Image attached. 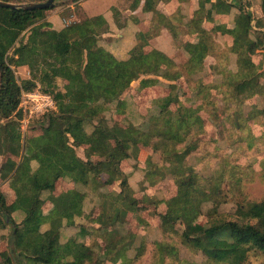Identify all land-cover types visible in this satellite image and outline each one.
<instances>
[{
    "label": "trees",
    "instance_id": "1",
    "mask_svg": "<svg viewBox=\"0 0 264 264\" xmlns=\"http://www.w3.org/2000/svg\"><path fill=\"white\" fill-rule=\"evenodd\" d=\"M157 1L145 0L143 11L155 13L153 5ZM259 1L264 14V0ZM38 2L31 0V3ZM204 3H210V0H204ZM203 5V2L199 4L198 11L203 10ZM232 8L224 0H216L206 10V19L213 12L226 13ZM47 10L0 8V155L11 154L17 159L15 165L5 162L0 167L3 179L12 178L17 183L16 199L12 204L6 205L0 194V209L10 217L9 225L0 220V228L12 225L10 229L18 264H103L104 258L83 241L76 238L61 241L63 228L75 226V218L84 215L85 194L76 189L58 196L52 193L57 181L62 179L84 186L101 174L108 175V183L120 179L117 161L136 158L141 146L160 153L176 183L177 193L167 201L166 213L161 217L163 232L177 235L181 245L203 256L205 264H247L251 251L264 256V201L238 204L233 213L221 212L218 210L220 201L209 196L207 189L199 184L196 172L184 164V158L196 148L190 136L202 124L195 110L181 107L173 112L170 106L176 102L177 96L170 94L157 102L156 114L149 118L152 124L145 131L132 126L109 127L101 116L107 105L125 108L126 103L120 97L132 82L142 76H160L161 68L171 66L173 62L157 50L144 53L143 46L138 44L124 58L115 57L102 44L105 41L100 42L91 29L103 24L101 17L59 31L37 29L35 24L44 20ZM238 11L236 29L217 30L233 36L232 50L239 55V66L250 70L237 84L241 92H247L252 84H258L257 79L255 82L251 80L255 68L251 56L262 41L250 39V15H246L242 7ZM41 26L51 27L48 23ZM25 32L29 34L24 40L22 35ZM196 32L201 36L199 41L185 44L191 67H201L210 51L207 31L198 28ZM141 35L144 34H139L137 40L144 39ZM86 43H89L88 47ZM12 67H27L31 79L19 82ZM41 67L39 81L45 86L42 92L53 94L56 111L43 116V132L28 139L30 150L23 153L18 106L21 93L36 88L37 77L33 71ZM163 77L175 80L179 75L165 74ZM56 78L67 82L65 92H54ZM155 82L152 78H144L140 85L147 87ZM84 145L88 146L86 160L77 156L75 151V147ZM91 154L112 155L113 159L93 163L89 160ZM121 187L119 193L104 196L107 200L95 220L98 230L104 234L108 233L109 226L123 221L128 212L138 210V203L126 180H122ZM43 193H49L48 200L53 205L48 217L43 216ZM210 202L212 207L206 223H194L192 219L201 212L202 205ZM17 212L22 214L19 222L14 221L13 214ZM177 223L183 226L180 232L175 228ZM44 225L48 227L42 230ZM80 235L84 237L83 233ZM122 241L109 242L111 251L122 255L119 253ZM155 251L157 264L179 259L177 248L170 243L157 242ZM144 252V246H139L134 260ZM4 254L6 257L1 264H13L9 254Z\"/></svg>",
    "mask_w": 264,
    "mask_h": 264
},
{
    "label": "rangeland",
    "instance_id": "2",
    "mask_svg": "<svg viewBox=\"0 0 264 264\" xmlns=\"http://www.w3.org/2000/svg\"><path fill=\"white\" fill-rule=\"evenodd\" d=\"M9 1L20 5L31 3V0ZM21 1L23 3H20ZM38 1L45 2L46 0ZM68 1L55 0L53 7L47 10V14L58 11L66 17L72 14L77 18L80 17L77 8L71 11L70 7H67L70 3ZM224 1L233 8L226 13L213 12L208 20L206 19V10L210 8V3H214L211 0L210 3L199 0V4L201 2L204 4L203 10L198 11L199 5H197L191 19L183 14V11H188L187 14H189V10H184L181 6L166 18L155 11L152 21L157 25L167 27L172 35L170 37H173L171 54L163 53L158 46L155 49L152 47L153 44L150 40L156 36L154 27H151L146 34L141 35L144 36V39H139L137 44L143 46L144 53L153 50L161 52L169 61L173 62V65L163 66L160 76H142L132 82L120 97L126 103L125 108L119 109L115 105H107L101 116L109 127L114 125L123 128L132 126L139 131H145L152 124L149 118L156 114L157 102L170 94L177 96L176 102L170 106V110L175 112L181 107L195 110L202 121L201 128L195 129L190 136L191 143L195 142L196 148L184 158V164L196 172L199 184L207 189L209 196H215L220 201L218 210L224 213H233L238 204L247 205L264 201V14L261 11L259 0H241L250 10H244L246 15H250V39L262 41L256 53L251 56V61L255 66L252 70L251 80L255 82L257 79L258 84L255 86L252 84L253 87L250 90L241 92L237 84L245 79L243 74L250 70L241 69L239 66V55L232 50L233 36L221 32L223 28L236 29V19L239 15L237 5L239 3L238 0H235L237 5L233 6L228 3V0ZM218 16H226L227 22L221 23ZM71 19L75 21L73 17ZM79 19L83 20L82 17ZM91 20L93 22L96 19L92 18ZM41 24H47L45 18L38 21L35 27L40 30H49L50 27L41 26ZM198 28L204 29L209 34L207 42L210 45V51L201 67H191L188 63L189 56L185 51V44H195L199 41L201 36L196 32ZM217 28L221 29L217 30ZM91 29L98 36V40L102 42L101 35L105 28L102 25L97 27L95 25ZM28 34V32L23 33L24 40ZM164 45L166 46L165 43ZM86 46L88 47L89 43H86ZM42 68L33 71L37 77L34 91L42 92V89L45 88L39 81ZM12 69L19 82L32 77L27 67L26 69L12 67ZM165 74L169 76L178 74L179 77L169 80L163 77ZM144 78H152L156 82L150 86L141 87L140 81ZM53 85L54 92L66 91L67 82L60 78L54 79ZM50 95L53 97L52 93ZM89 102L92 103V100L89 99ZM19 113L21 114V112ZM20 119H22V114ZM42 124H44L43 115H33L28 121L25 132L20 130L19 123L18 129L21 133L23 153H28L30 150L28 139L43 132ZM87 131L90 132L89 127ZM72 142L70 139L71 145ZM87 148V145L75 147L77 156L86 160ZM2 159L0 157V166ZM12 159L17 161L15 157ZM109 159H113L112 155L103 157L91 154L89 157L93 163ZM117 164L120 179L109 183L107 174H101L87 186L77 185L70 179L57 181L53 196L74 189L85 194L84 215L75 218V226L63 228L62 243L67 238L83 241L96 249L98 256L104 258L103 264H157L158 257L157 259L154 257L155 244L167 242L177 248L179 259H168L166 264H205L203 256L181 245L177 235L170 231L163 232L161 217L166 213L167 201L175 197L177 187L173 176L167 171L169 165L163 161L160 153H153L150 147L141 146L136 158L119 160ZM122 180L127 181L132 191V197L138 203V210L128 212L123 221L109 226L108 233L104 234L98 230L99 225L95 220L101 213L103 203L107 200L104 196L119 193L122 189ZM2 186L3 194H0L4 198L5 204H12L16 199L17 183L14 187L12 181H5L0 177V188ZM48 196L49 193L42 195L45 200L42 207L44 217H48L53 210ZM211 203L202 205L201 212L192 219L194 223H206L209 208L212 207ZM13 216L15 222L22 219V214L19 212ZM0 220L9 225L5 222L4 215H0ZM10 227L0 228V250L2 251L0 260L2 261L6 257L4 253H8V245L13 235L12 227L11 229ZM47 227L48 225L42 226V230ZM175 228L180 232L183 226L177 223ZM81 233L84 234V237L80 235ZM117 240H123L119 244V253L122 255L111 251L109 246V242ZM141 245L144 246L145 252L134 260L137 248ZM247 264H264V256L251 251Z\"/></svg>",
    "mask_w": 264,
    "mask_h": 264
},
{
    "label": "crops",
    "instance_id": "3",
    "mask_svg": "<svg viewBox=\"0 0 264 264\" xmlns=\"http://www.w3.org/2000/svg\"><path fill=\"white\" fill-rule=\"evenodd\" d=\"M214 1L215 0H211V2ZM68 2L70 3L67 7H70L71 11L77 8L83 20L79 19L80 17L77 18L74 14L66 17L58 11H54L51 14H47L48 11H46L44 13L45 21L51 26V29L59 31L85 20L101 17L103 19L102 26L105 28L101 35L102 39L105 41L104 43L102 42V44L115 57L124 58L126 56L125 54L137 44V36L139 34H146L151 27L155 28L156 35L150 40L153 44L152 47L155 49L158 46L163 53L169 55L171 54L170 50H173L174 41L173 37H170L171 33L169 29L163 25H157V23L155 24V22L152 21L153 12L143 11L145 0H69ZM239 2L240 0H238V3ZM197 5H199V0H187L186 2H181L180 0H158L153 6L154 10L162 14L165 18L170 16L181 6L184 10H189V14H187L188 11H183V14L191 19ZM72 17L75 21L71 19ZM219 18L221 23L227 22L226 16H218V19ZM21 68L26 69V67ZM0 157L3 158L1 166L5 162H10L14 165L17 163V161L15 162L14 159H12L13 156L11 154L0 155ZM3 180L12 181L13 186H16L12 178ZM2 188L3 186L0 188V193L3 194ZM1 255L2 251L0 250V256ZM0 262H2V260H0Z\"/></svg>",
    "mask_w": 264,
    "mask_h": 264
},
{
    "label": "built area",
    "instance_id": "4",
    "mask_svg": "<svg viewBox=\"0 0 264 264\" xmlns=\"http://www.w3.org/2000/svg\"><path fill=\"white\" fill-rule=\"evenodd\" d=\"M229 4H235L234 0H228ZM238 7H242L246 11H250L240 0ZM56 104L54 98L50 94L39 92L38 90L33 92H22L20 97V103L18 111L22 114V119H19L20 130L25 132L27 129L28 121L30 118L38 115H46L54 112Z\"/></svg>",
    "mask_w": 264,
    "mask_h": 264
},
{
    "label": "water",
    "instance_id": "5",
    "mask_svg": "<svg viewBox=\"0 0 264 264\" xmlns=\"http://www.w3.org/2000/svg\"><path fill=\"white\" fill-rule=\"evenodd\" d=\"M54 1L55 0H46L45 2L31 3L27 5H17V4L8 3V2H4L0 0V8L24 9V10H34V9L47 10L53 5ZM1 81H2V76H1V68H0V89H1ZM0 215H4L5 222L10 224V217L6 214L4 210L0 209ZM13 242H14V236L12 235L10 238L9 245H8V253H9V256L13 264H18V260L14 252Z\"/></svg>",
    "mask_w": 264,
    "mask_h": 264
}]
</instances>
